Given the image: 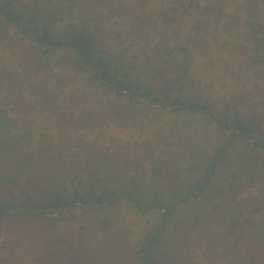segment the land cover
Masks as SVG:
<instances>
[{
    "label": "trees",
    "instance_id": "obj_1",
    "mask_svg": "<svg viewBox=\"0 0 264 264\" xmlns=\"http://www.w3.org/2000/svg\"><path fill=\"white\" fill-rule=\"evenodd\" d=\"M109 1V13L130 9L123 4L114 8V0ZM138 1L141 10L148 6L149 0ZM217 1L222 2L214 4ZM101 2L0 0V37L20 41L25 54L19 68L2 74L13 90L7 101L0 100V222L13 215L70 221L90 211L126 205L143 215L156 212L138 236L134 257L139 264H197L198 249L211 263L228 264L230 237L238 240L232 256L241 251L249 264H264V118L236 108L218 111L187 90L195 81L190 49L198 47L197 32H188L187 45L166 44L150 51L149 42H136L140 33L129 23L121 37L127 35L129 45H136L131 55V47L117 39L118 31L109 42L101 38L96 20L100 10L91 17L84 12L85 5ZM164 3L168 6L158 15L164 25L176 22L180 13L196 16V11L214 6L212 2L202 8L199 0ZM198 18L196 30L202 28L206 34L207 25ZM254 21L248 18L246 24ZM262 27L251 28V60L264 66ZM26 55L31 70L21 63ZM56 61L65 66V73L79 76L86 93L98 100L101 109L94 115L62 101L47 102V94L42 99L33 92L39 87L30 74ZM26 90L34 95L29 104L12 101L15 96L22 100ZM36 101L49 103L42 107L52 106L59 124L120 118L135 125L136 110L155 106L166 110L171 120L189 117L217 129L223 140L209 153L192 147L183 154L186 159L173 161L175 174L165 182L160 158L150 168L136 165L128 154L120 162L106 147H97L77 156L78 161L66 160L53 138L25 129V116L40 110ZM239 146L241 159L232 169L230 157ZM249 186H257L258 193L240 198Z\"/></svg>",
    "mask_w": 264,
    "mask_h": 264
},
{
    "label": "rangeland",
    "instance_id": "obj_2",
    "mask_svg": "<svg viewBox=\"0 0 264 264\" xmlns=\"http://www.w3.org/2000/svg\"><path fill=\"white\" fill-rule=\"evenodd\" d=\"M166 1L170 0H149L148 6H143L145 9L141 10L138 0H114V8L123 4L130 6V9L122 13H109L106 6L110 1L102 0L101 4L85 5L83 10L90 17L100 10L96 20L101 38L109 42L114 31H118L117 39H122L126 48L131 47L130 39L127 35L121 37V32L129 23L135 24L136 32L140 33L136 42L140 38L149 42L150 51L162 50L166 44L187 45L188 32H197L198 47L190 49L193 53L191 71L195 81L187 85V90L207 100L218 111L236 108L249 115H258V120L264 118V66L251 60L254 46L251 28L263 25L261 31H264V0H221L217 1L218 4H214V0H199L202 8L212 2L214 6L205 11H196V16L180 13L176 22L164 25L158 15L168 6L164 3ZM197 18V22L207 25L206 34L201 33L202 28L196 30ZM248 18L255 20V24H246ZM256 34L259 36L263 32ZM135 46L129 49L128 54L136 52ZM22 49L20 41L0 37L1 101H7L13 90L2 74L10 68H19V60L25 55H22ZM26 58L21 63L31 70L27 63L28 55ZM30 76L39 87L33 92L38 93L39 98L47 94V102L62 101L74 109L85 108L87 113L93 115L101 109L98 100L86 93L81 78L72 71L65 73V66L59 61L50 67L43 66ZM14 91L19 93V90ZM25 93L22 100L15 96L12 101L29 104V99H33L34 95L27 90ZM36 103L40 110L25 116L22 122L25 129L36 136L42 134V138L46 134L53 138L66 160L78 161L77 156L97 147H106L114 157L120 158V162L128 154L136 165L141 162L150 168L151 162L160 158L158 167L165 182H169L175 174L173 161L179 157L186 159L183 154L192 147L209 153L223 140L219 130L200 121L194 122L189 117L171 120L166 110L155 106L144 112L136 110L135 125H128V121L120 118L73 123L62 121L59 124L53 107H42L49 103ZM241 149L239 146L232 151V169L240 162L241 153L238 151ZM230 169L225 170L222 176H227ZM250 193L257 194L258 187H245L239 196L246 197ZM155 215L156 212L147 215L132 212L126 205L90 211L70 221L13 215L0 222V264H139L134 257L138 236ZM226 246L229 249L228 264H249L241 251L231 255L237 250L236 238L230 237ZM194 262L215 264L209 261L202 249L196 251ZM221 262L217 264H223Z\"/></svg>",
    "mask_w": 264,
    "mask_h": 264
}]
</instances>
